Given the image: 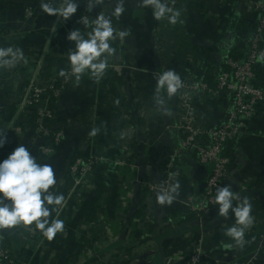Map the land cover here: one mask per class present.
I'll return each mask as SVG.
<instances>
[{
	"label": "crops",
	"instance_id": "1",
	"mask_svg": "<svg viewBox=\"0 0 264 264\" xmlns=\"http://www.w3.org/2000/svg\"><path fill=\"white\" fill-rule=\"evenodd\" d=\"M76 2L77 13L64 21L42 13L41 0H4L0 47L20 48L28 63L0 69V111L19 106L29 84L46 88L58 78L68 67L69 49H75L68 33L90 32L91 20L101 11L110 14L116 0H102L92 12L86 0ZM168 2L181 12L182 23L156 21L150 8L139 7V0H125L126 11L113 19V25L130 35L114 42L116 52L103 77L96 80L85 73L56 102L53 128L64 137L54 152L41 155L35 148L40 138L29 124L28 111L17 112L5 126L7 143L0 149V160L24 144L39 162L52 165L58 178L53 191L66 199L59 216L65 228L52 241L31 231L34 226L0 230V243L5 239L10 244L12 264H133L139 254H146V264H162L167 256L174 257L173 264L190 263L199 234L192 229L194 220L183 201L202 200L209 168L192 153H180L175 159L178 176L171 182L179 183V195L171 205L158 204V192L146 188L165 184L168 159L182 140L177 124L183 88L171 98L164 93L165 115L156 105V79L159 73L174 70L183 84L203 82L216 88L228 58H245L260 18L251 5L264 0ZM85 15L90 23L82 27L79 18ZM257 85L264 92V67L258 70ZM194 104L198 123L215 127L226 121L233 98L227 93H197ZM93 128L99 131L90 136ZM226 152L230 158L226 186L241 201L249 199L254 223L240 246L224 235L234 216L219 217L204 237V254L213 264L215 260L236 264L233 257L264 262V99ZM92 156L104 161L87 177L91 187L72 191L68 176L72 160ZM206 223L213 224L211 217ZM116 250L124 255H116Z\"/></svg>",
	"mask_w": 264,
	"mask_h": 264
},
{
	"label": "clouds",
	"instance_id": "2",
	"mask_svg": "<svg viewBox=\"0 0 264 264\" xmlns=\"http://www.w3.org/2000/svg\"><path fill=\"white\" fill-rule=\"evenodd\" d=\"M101 3L102 0H86L88 12ZM78 7L76 0H41L40 3L42 13L60 17L64 21L71 19ZM139 7L150 8L156 21L166 19L170 25L182 23L181 12L170 6L168 0H139ZM125 11V0H116L110 14L101 11L91 20L90 32L84 33L80 29L70 31L67 40L75 43V49H69V68L67 71L62 69L59 75L71 74L77 82L85 73L96 80L101 79L109 67L110 58L116 52L114 42H123L130 35L128 30L121 31L113 25V19H119ZM81 23L88 25V18L82 17ZM258 60L264 62V54ZM21 63L27 64L28 60L20 48L0 47V69L10 70ZM182 87L181 77L174 70L158 74L155 101L157 108L164 111L165 115L168 113L162 96L166 93L171 98ZM98 131L93 128L89 135L95 136ZM6 143V130L0 129V149ZM57 183L52 165L39 162L28 147L19 143L5 159L0 160V230L34 226L30 230L39 232L47 241H52L58 233H62L65 223L59 216L66 206V199L62 193L53 191ZM179 188L178 182L166 189L162 188L157 194L158 204L171 205L179 195ZM215 203L220 217L227 219L230 213L234 216V224L226 228L224 235L243 246L245 232L254 223L249 199L245 197L241 201L239 194L228 185L216 190Z\"/></svg>",
	"mask_w": 264,
	"mask_h": 264
},
{
	"label": "built area",
	"instance_id": "3",
	"mask_svg": "<svg viewBox=\"0 0 264 264\" xmlns=\"http://www.w3.org/2000/svg\"><path fill=\"white\" fill-rule=\"evenodd\" d=\"M4 0H0V21ZM252 10L260 13V18L251 38L248 40L247 53L244 59H237L231 56L226 61V68L217 78L216 88L203 82H192L183 84V91L180 95L179 119L177 128L182 134L180 147L170 156L167 165L169 170L166 174V185L154 188L159 191L168 188L174 178L178 176L175 159L182 152H188L195 155L199 164L209 167V174L205 180V190L201 201L195 202L193 197H188L183 204L189 209L197 219H202L210 215L212 210L218 209L215 203V193L220 187L226 186L230 158L227 155V146L235 141L244 127V122L254 116L255 108L258 103L264 99L263 90L257 85V73L264 62L258 58L264 54V3H253ZM85 17V16H84ZM82 27L86 25L82 23ZM2 32L0 30V37ZM69 67V65H68ZM72 76L68 74L63 76L61 89L57 90L59 79L52 80L48 87H40L36 84H29L22 97L19 111L36 110L39 130L37 134L40 138L49 137L52 134L51 128L46 124L47 121L54 119V114L48 103L53 96H58L65 85L71 83ZM52 93V94H51ZM197 93H206L217 95L227 93L233 98L232 108L228 112L225 122L215 127L201 126L196 118L194 110V96ZM51 105V104H50ZM64 134L62 131L53 133L51 144L41 146L40 151L43 155L54 152V146L61 143ZM103 158L98 157H77L70 166V179L73 183L72 191H85L91 187L87 177L94 173V168ZM97 164V165H96ZM204 238L199 239L198 243L192 249L189 264H213L203 251ZM236 264H264L255 257L247 259L234 258ZM174 257H167L163 264H173ZM219 260H215L217 264ZM0 264H12L10 250H5L0 245Z\"/></svg>",
	"mask_w": 264,
	"mask_h": 264
},
{
	"label": "trees",
	"instance_id": "4",
	"mask_svg": "<svg viewBox=\"0 0 264 264\" xmlns=\"http://www.w3.org/2000/svg\"><path fill=\"white\" fill-rule=\"evenodd\" d=\"M3 4H4V2H3ZM81 17V16H80ZM81 18H79V25L81 26ZM89 23H90V21H89ZM87 26V25H86ZM1 30V29H0ZM244 31L246 32V29L244 28ZM68 68L69 67H67V68H65L64 70H68ZM62 78H63V76H60L59 75V77H58V79H59V84L56 86V89L57 90H60L61 89V81H62ZM73 84H77V81L75 80V77L74 78H72V80H71V83H69V84H67V85H65V88L63 89V90H61V92L59 93V95L58 96H53L52 97V99H51V105H50V108H51V110L53 111V114H54V119L53 120H50V121H47V125L51 128V130H52V134L49 136V137H43V138H40V140H39V143L36 145V149L39 147V150H40V147L41 146H47L48 145V143L49 144H51V142H49V141H51V138L53 137V133H55V132H58V131H61V130H56V129H54L53 128V124H54V121H55V117H56V113H55V105H56V102L58 101V99L60 98V96L62 95V93H63V91L65 90V89H67V88H69L71 85H73ZM52 94V93H51ZM19 109H20V107L19 106H17V105H10V106H7V107H5L2 111H0V129H5V126L6 125H8L10 122V118H12L13 116H14V114H16L17 112H19ZM28 112L30 113V115H31V121L29 122V124L30 125H33L34 127H36V123H37V119H38V116H37V113H36V110H28ZM58 146V145H57ZM57 146H54V148H56ZM55 150V149H54ZM40 152V154H41V151H39ZM41 155H43V154H41ZM192 155H194V154H192ZM77 157H75L73 160H72V162L76 159ZM84 158H86V157H84ZM194 158H195V155H194ZM169 161H170V157H169V159H168V162L167 163H169ZM189 219H195V217L191 214L190 215V218ZM204 223H205V226H212V225H210V224H208V223H206V219L204 220ZM192 229L194 230V231H197L198 232V225H196V224H194V226L192 227ZM0 245H1V247L3 248V249H5V250H10V244H9V242H8V240H5V239H3L2 241H1V243H0ZM11 258H12V256H11ZM166 258V257H165Z\"/></svg>",
	"mask_w": 264,
	"mask_h": 264
},
{
	"label": "rangeland",
	"instance_id": "5",
	"mask_svg": "<svg viewBox=\"0 0 264 264\" xmlns=\"http://www.w3.org/2000/svg\"><path fill=\"white\" fill-rule=\"evenodd\" d=\"M85 17L86 18H89L87 15H85ZM89 20V19H88ZM53 80H55V79H53ZM51 99H52V97H51ZM51 99H50V103H48V107L50 108V104H51ZM33 110V109H32ZM37 125H36V127H35V132H36V137L39 139L40 137H39V135L37 134V131L39 130V126H38V122L36 123ZM97 165V164H96ZM99 165V164H98ZM201 166H204V165H202V164H200ZM204 167H206V168H209V167H207V166H204ZM97 168V167H96ZM96 168H94V172H95V170H96ZM168 167H166V174H169L168 173V169H167ZM70 169V168H69ZM70 175V171L68 172V176ZM166 176V175H165ZM69 178H70V176H69ZM140 181V180H139ZM141 182V181H140ZM147 184H149V183H147ZM151 186H154V188L155 189H157V187L159 186V187H161V185H158V184H150ZM166 185V180H165V184L164 185H162V186H165ZM171 186V185H170ZM150 192H159V191H157V190H155L153 187H146ZM195 202H197V201H195ZM207 217H211V220L213 221V224H211L212 226L218 221V219H219V209H215V210H212V212L210 213V215H208V216H206V217H203L202 219H197V218H195L194 219V224H196V225H198V234H199V239H201V238H204L205 236H206V234H208V232H210V231H213V229H209L210 227H212V226H205V223H204V220L207 218ZM116 252V255H120V256H123L124 255V253L122 252V251H120V250H116L115 251ZM168 258L169 257H171V256H167ZM166 257V258H167ZM165 259V258H164ZM146 262H147V260H146V254H142V255H138V256H136L135 257V260H134V262H133V264H146ZM109 263H111L112 264V262H109ZM162 264H163V262H162Z\"/></svg>",
	"mask_w": 264,
	"mask_h": 264
}]
</instances>
